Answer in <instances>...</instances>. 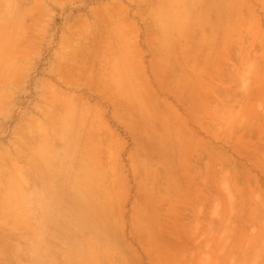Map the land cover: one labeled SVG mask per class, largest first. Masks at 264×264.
Instances as JSON below:
<instances>
[{
	"label": "rangeland",
	"instance_id": "rangeland-1",
	"mask_svg": "<svg viewBox=\"0 0 264 264\" xmlns=\"http://www.w3.org/2000/svg\"><path fill=\"white\" fill-rule=\"evenodd\" d=\"M194 1L212 2L176 0L185 6ZM242 1L244 60L227 62L226 75L213 66L221 75L195 78L198 86H228V136H217L224 116L220 104L193 115L196 121L204 110L219 116L205 127L214 136H182L180 165L187 180L212 185L211 199L197 204L198 214L190 212L185 242L194 249L206 245V252L191 255L201 264H264V0ZM157 3L0 0V264H29V232L35 227L30 191L34 196L42 174L59 187L62 166L67 170L69 164L60 155L62 137L112 133L109 105L88 88L104 84L111 41L139 38L142 10L151 16ZM195 95L204 103L200 91ZM158 123V117L149 120L150 140L142 142L150 149L158 146L157 138L173 137L157 136ZM42 136H48L47 147Z\"/></svg>",
	"mask_w": 264,
	"mask_h": 264
},
{
	"label": "crops",
	"instance_id": "crops-1",
	"mask_svg": "<svg viewBox=\"0 0 264 264\" xmlns=\"http://www.w3.org/2000/svg\"><path fill=\"white\" fill-rule=\"evenodd\" d=\"M157 1L151 16L142 10L139 38L111 41L104 84L88 88L109 105L112 133L62 137L60 155L69 164L59 187L42 174L34 196L30 188L29 264H197L192 252L207 251L205 244L195 250L185 243L190 212L198 214L197 204L211 199L212 185L187 180L182 136H214L205 127L219 116L204 110L196 121L193 115L218 104L224 116L217 136H228V86H198L195 78L219 75L213 66L226 75L227 62L244 60L245 4ZM157 117V136L173 137L157 138L150 149L142 142L150 140L149 120ZM175 136H181L178 148ZM42 137L47 147L48 136Z\"/></svg>",
	"mask_w": 264,
	"mask_h": 264
}]
</instances>
